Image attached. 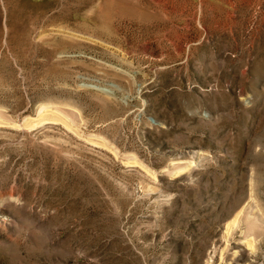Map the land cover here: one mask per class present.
<instances>
[{
	"label": "rangeland",
	"instance_id": "obj_1",
	"mask_svg": "<svg viewBox=\"0 0 264 264\" xmlns=\"http://www.w3.org/2000/svg\"><path fill=\"white\" fill-rule=\"evenodd\" d=\"M0 264H264V0H0Z\"/></svg>",
	"mask_w": 264,
	"mask_h": 264
}]
</instances>
